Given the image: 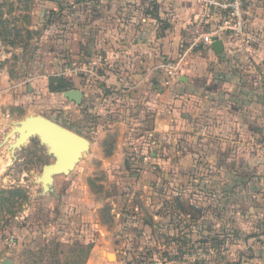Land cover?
<instances>
[{
  "label": "crops",
  "instance_id": "0c3cea01",
  "mask_svg": "<svg viewBox=\"0 0 264 264\" xmlns=\"http://www.w3.org/2000/svg\"><path fill=\"white\" fill-rule=\"evenodd\" d=\"M243 1L244 34L221 36V53L212 43L198 49L186 44L204 0L38 4L43 14L58 12L51 24L68 32L57 44L61 58L109 64L102 79L72 82L83 102L68 100L67 107L74 105L87 122L98 113L91 130L112 133L101 138L102 144L111 135L117 142L110 156L141 154L135 164L142 177L130 184V202L121 212L142 233L151 229L146 216L152 223L143 210H154L155 237L170 239L165 244L173 253L205 254V264H264V0ZM219 19L213 11L212 26ZM166 62L178 64L177 77L167 76ZM60 126L91 144L83 134L90 125ZM254 162L257 167L246 169ZM242 171L261 177L246 183Z\"/></svg>",
  "mask_w": 264,
  "mask_h": 264
},
{
  "label": "rangeland",
  "instance_id": "374dc122",
  "mask_svg": "<svg viewBox=\"0 0 264 264\" xmlns=\"http://www.w3.org/2000/svg\"><path fill=\"white\" fill-rule=\"evenodd\" d=\"M41 1L0 0V264H168L178 256L166 245L170 239L155 237L154 210H143L152 225L146 216L151 229L142 233L120 210L130 202V184L142 177L135 164L141 154L110 156L117 144L113 136L102 144L107 131L91 130L98 113L87 122L74 105L67 107L63 93L50 90L60 86V78L93 82L81 71L92 61L61 58L57 44L68 32L51 24L59 13L43 14ZM45 119L59 126L90 125L83 134L91 144L67 168H60L56 146L37 132ZM129 161L132 177L125 170ZM239 177L249 183L261 176L242 171ZM159 242L166 247L158 249Z\"/></svg>",
  "mask_w": 264,
  "mask_h": 264
},
{
  "label": "built area",
  "instance_id": "2783aa9c",
  "mask_svg": "<svg viewBox=\"0 0 264 264\" xmlns=\"http://www.w3.org/2000/svg\"><path fill=\"white\" fill-rule=\"evenodd\" d=\"M205 11L187 28V44L190 49L210 46L214 39L229 34L239 37L244 34L246 9L243 0H204ZM213 11L220 13L219 23L212 26ZM91 67L83 66L82 72L90 74L94 79H102L109 75V64L102 58L92 61ZM167 76L172 79L177 77L179 66L175 62H166L162 66ZM168 264H196L199 260H206L205 254H183Z\"/></svg>",
  "mask_w": 264,
  "mask_h": 264
},
{
  "label": "water",
  "instance_id": "95a60500",
  "mask_svg": "<svg viewBox=\"0 0 264 264\" xmlns=\"http://www.w3.org/2000/svg\"><path fill=\"white\" fill-rule=\"evenodd\" d=\"M212 47L216 53H221L224 50L223 43L219 39L213 40ZM63 95L67 100L77 105H81L83 102V93L77 89L67 91ZM39 125L40 128L37 132L48 137L62 155L60 168L69 167L75 161L78 151L84 147V139L50 120H41ZM6 264H12V262L6 261Z\"/></svg>",
  "mask_w": 264,
  "mask_h": 264
},
{
  "label": "trees",
  "instance_id": "16d2710c",
  "mask_svg": "<svg viewBox=\"0 0 264 264\" xmlns=\"http://www.w3.org/2000/svg\"><path fill=\"white\" fill-rule=\"evenodd\" d=\"M59 85L60 86H56V85L54 86V84H52L51 85V89H50L51 92L52 93H64V92L69 91V90L74 88L73 83L68 81V80H66L65 78H60L59 79ZM261 226H262V230L264 231V221H262ZM185 252H187V251L177 250L175 255L176 254L183 255V254H185ZM192 252H194V251H192Z\"/></svg>",
  "mask_w": 264,
  "mask_h": 264
}]
</instances>
